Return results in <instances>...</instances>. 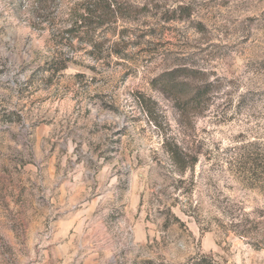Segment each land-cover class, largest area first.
Returning a JSON list of instances; mask_svg holds the SVG:
<instances>
[{
    "label": "rangeland",
    "instance_id": "obj_1",
    "mask_svg": "<svg viewBox=\"0 0 264 264\" xmlns=\"http://www.w3.org/2000/svg\"><path fill=\"white\" fill-rule=\"evenodd\" d=\"M132 4L53 62L0 0V264H264V0Z\"/></svg>",
    "mask_w": 264,
    "mask_h": 264
},
{
    "label": "trees",
    "instance_id": "obj_2",
    "mask_svg": "<svg viewBox=\"0 0 264 264\" xmlns=\"http://www.w3.org/2000/svg\"><path fill=\"white\" fill-rule=\"evenodd\" d=\"M29 16L32 20H38L39 24L47 26V33L50 35L51 54L50 59H61L60 52L71 48L75 43L79 46H87L90 50L88 55L94 58V54L101 50L106 43V31L110 30L109 35L116 36L115 42L111 43L110 49L117 56L115 47L120 43L129 44V40L134 38V33L128 34L123 29L130 25L128 21L137 14V8L132 4V0H29ZM143 7H151L150 2H145ZM181 8L172 9L177 11ZM119 31H117L119 28ZM60 69H63L61 67ZM59 69V70H60ZM166 82V80H165ZM206 85L204 88H208ZM200 90V89H198ZM192 93L185 103V107L200 105V99L204 93L201 91ZM202 114V113H200ZM169 139L165 138L164 146L166 154L175 166H180L182 162L188 159V149L177 147L166 149ZM195 162L189 164L182 163L181 172L187 169H193ZM237 224L245 222V215H236Z\"/></svg>",
    "mask_w": 264,
    "mask_h": 264
}]
</instances>
